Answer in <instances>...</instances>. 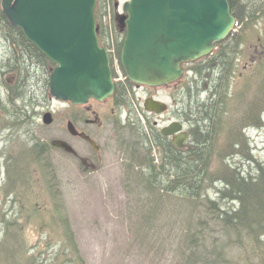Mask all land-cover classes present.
Here are the masks:
<instances>
[{"label": "rangeland", "instance_id": "rangeland-1", "mask_svg": "<svg viewBox=\"0 0 264 264\" xmlns=\"http://www.w3.org/2000/svg\"><path fill=\"white\" fill-rule=\"evenodd\" d=\"M123 1L125 0L106 1L102 10L106 11L109 8L113 14V3L117 2L120 5ZM112 22L114 24V19ZM262 25L264 18L257 24V29L251 30L250 43L240 52L233 68L235 75L246 69L243 75L249 84L247 91L249 96L255 92L258 94L259 86L264 82L260 76H264V71L263 74L259 73L258 50L255 48V40ZM6 53L7 42L0 33V64ZM234 82L240 86L242 80L235 79ZM32 84L34 87L30 90L35 95L34 101H31L33 106L30 110L31 123L19 129L12 130V127L0 131V241L4 236V221L8 224L16 222L19 210L22 211L32 204L41 210L49 209L50 213H57L59 216L55 215L54 221H46L42 225L39 219L28 217V223L20 230L17 226L14 227L15 237L5 245L7 251L0 250L2 255L0 264H19L20 257L23 259L29 255H33V261L37 259L40 264L44 259L50 260L51 263L56 254L55 264H75L74 257L70 253L62 255L63 252L58 246L60 241L66 242L68 237L70 240L74 239L85 264H262L261 260L264 262V238L252 242L244 238L246 233L243 231L239 233L241 241L236 243L234 238L237 237V233L222 220L220 207L228 209L230 205L236 206L227 198L219 196L217 188H222L223 184L213 183L214 180L211 178L221 177L219 172L221 161L218 157L219 153L220 155L224 153L220 149L224 145L225 130L215 145L213 157L204 173V177L208 176L206 178L208 181L202 189V195L194 198L178 196L170 193L167 185L164 193L157 187H149L143 182L142 176L148 166L136 164L131 157L130 143L140 140L135 126L131 127L128 133L125 131L121 133L117 139L119 143L113 144L103 140L105 146L110 145L108 150L110 153L106 152L104 155L108 160L104 161L100 170L92 168L91 172H87L89 167L85 163V157L91 154V150L66 129L68 114L78 111L76 105L72 106L68 101L52 98L49 93L45 95L41 84L35 82ZM145 92L142 89L136 91V97L140 96L142 99ZM155 93L158 97L164 98L168 105L166 125L173 121L182 123L176 117V114L180 113L177 108L179 106L177 97L180 96L177 88L169 85ZM46 111L52 113L53 120L50 124L41 121L42 114ZM138 121L142 119L139 118ZM182 124L187 131V125ZM108 134L106 131L104 135L108 137ZM243 135L247 138L253 157L264 164V126L244 129ZM26 140L30 142L41 140L44 143L62 140L70 146V150L63 151L54 147L45 154L48 168L51 169L49 177L38 175V171L34 170V175L30 179L33 183L36 180L34 184L38 185V189L31 190L37 193V197L23 198L24 192H30L24 188L23 193L11 192V196L4 197L2 187L9 182L12 183L13 176L12 166L8 163L6 166L5 157L7 154L8 157L16 154ZM140 146L142 147L143 143ZM234 156V158L229 156L228 159L235 165L236 170L242 174H254V163H249L240 154ZM150 157L153 158V164L159 165L155 161V157L159 156H153L150 152ZM35 167L43 170L39 163ZM210 200L214 202V208H209ZM65 224L68 226L67 234ZM21 239L27 246L18 250L13 249L12 244L19 243Z\"/></svg>", "mask_w": 264, "mask_h": 264}, {"label": "trees", "instance_id": "trees-1", "mask_svg": "<svg viewBox=\"0 0 264 264\" xmlns=\"http://www.w3.org/2000/svg\"><path fill=\"white\" fill-rule=\"evenodd\" d=\"M109 0H97L95 7L96 22L99 27L98 39L105 35V27L101 22L102 6ZM231 13L236 18L234 29L207 55L182 64L183 75L173 85L177 88V97L180 113L177 119L187 125L188 140L184 148L175 147L166 137V156L160 165L153 164V158L146 154L139 165L148 166L143 173L142 180L149 187H157L161 192L176 194L182 197H200L205 183L208 181L204 173L209 167L213 157V150L217 141L225 130L223 136V155L219 158L220 178L211 177L214 182L223 184L217 188V193L222 198L236 204L228 209L220 207L224 224L237 233L234 242L239 243V233L245 232L244 238L252 242L264 238V164L258 162L248 147L247 138L243 135L244 129L259 128L264 125V82L259 86L258 94H247L249 84L245 81V75H235L234 63L240 52L250 43L249 35L252 29H257V24L264 18V0H227ZM0 33L7 42V53L0 64V131L4 129H19L31 123L30 110L33 107L35 93L30 90L34 87L32 82L41 84L45 95L49 93V74L54 63L42 53L31 41H29L20 28L12 25L0 5ZM258 37L255 40L259 73L264 71V25H262ZM116 49L118 60L124 34H116ZM120 64V60H119ZM236 66V64H235ZM122 72L124 70L120 64ZM248 65H246V68ZM113 76L115 72L112 69ZM258 74V75H260ZM262 79L264 76L260 75ZM235 79H241L240 86L235 84ZM132 82L126 78L125 82L116 83L114 95L125 94L131 88ZM184 103V104H183ZM67 118H72V113ZM50 148H54L52 140L43 142L26 140L12 157H5L6 166H12V183L5 184L2 191L5 196H11V192L23 193V198L37 197V193L31 190L38 189L36 180L30 182L34 170L38 175L49 177L51 169L48 168L45 154ZM221 152V151H220ZM240 154L249 163H254V174H242L230 163V158ZM132 159L139 161L132 153ZM140 162V161H139ZM39 163L44 170L37 169ZM164 171V172H163ZM9 172V168H7ZM165 176V177H164ZM212 175H209V177ZM164 178H166L164 180ZM212 182V180H209ZM163 184V185H161ZM158 185H161L160 187ZM24 188V190H22ZM22 190V191H20ZM209 208H214V202L209 201ZM45 206V205H44ZM219 207L217 206L216 209ZM16 222L5 223L4 236L0 241V250L7 251L5 245L15 237L14 227L18 230L28 223V217H34L41 221H54L57 213H50L49 209L41 210L35 204L19 210ZM66 219V218H65ZM67 221V220H66ZM66 234L68 226L65 224ZM66 238V242L60 241L59 248L62 255L70 253L75 264H85L74 239ZM27 246L24 240L12 244L13 249ZM32 246V245H31ZM16 250V251H17ZM24 256V255H22ZM57 254L51 263L43 260L42 264H55ZM2 255L0 254V259ZM33 255L21 258L19 264H40L37 259L33 261ZM261 263L264 264L263 260Z\"/></svg>", "mask_w": 264, "mask_h": 264}, {"label": "water", "instance_id": "water-1", "mask_svg": "<svg viewBox=\"0 0 264 264\" xmlns=\"http://www.w3.org/2000/svg\"><path fill=\"white\" fill-rule=\"evenodd\" d=\"M95 4L96 0H1L10 23L55 63L49 75V94L55 99L84 104L89 98L102 100L113 90L108 55L97 39ZM122 9L121 65L132 82L148 86L177 80L183 74L182 63L209 53L235 24L227 0H126ZM144 107L160 112L167 104L146 98ZM41 120L50 124L51 112L43 113ZM66 128L93 143L71 121ZM181 129L177 121L166 126V135L175 134L172 142L179 148L187 139ZM52 144L70 150L62 140Z\"/></svg>", "mask_w": 264, "mask_h": 264}, {"label": "flooded vegetation", "instance_id": "flooded-vegetation-1", "mask_svg": "<svg viewBox=\"0 0 264 264\" xmlns=\"http://www.w3.org/2000/svg\"><path fill=\"white\" fill-rule=\"evenodd\" d=\"M124 80L118 79L116 83ZM165 88L166 85L154 87L132 84L131 88H128L126 93L121 96L112 93L99 101L91 98L86 104L79 106L78 111L72 113L71 121L76 130L85 133L94 142L91 143L78 135H72L74 138L82 140L91 150V154L85 157V163L89 167L87 172H91L92 168L100 170L104 161L108 160L104 158V155L106 152L110 153L108 151L110 145L105 146L103 140L116 144L121 133L124 131L128 133L133 126L137 128L140 139L130 143L131 156L134 153L140 161L135 160V163H142L141 161L148 156L146 154H150V152L153 156H159L155 157V161L159 165L164 162L166 156V109L162 112H149L144 109L143 105L146 98L166 103L164 98L158 97L155 93ZM140 89L143 92L147 89L142 99L140 96L136 97V91ZM139 118L142 119L141 123L138 121ZM106 131L109 132L108 137L104 135ZM169 138L172 140L173 135Z\"/></svg>", "mask_w": 264, "mask_h": 264}]
</instances>
